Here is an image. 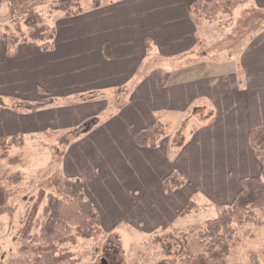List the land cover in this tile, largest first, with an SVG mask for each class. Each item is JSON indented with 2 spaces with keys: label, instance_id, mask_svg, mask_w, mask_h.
<instances>
[{
  "label": "crops",
  "instance_id": "0c3cea01",
  "mask_svg": "<svg viewBox=\"0 0 264 264\" xmlns=\"http://www.w3.org/2000/svg\"><path fill=\"white\" fill-rule=\"evenodd\" d=\"M195 1L102 3L63 17L51 51L20 43L9 57L0 46V97L53 99L36 111L3 108L0 137L85 126L66 166L68 176L83 177L103 223L125 216L166 227L190 200L231 203L241 181L261 172L249 134L264 126V29L248 33L238 51L211 54L226 43L199 33L206 24L191 19ZM253 7L264 9V0L242 8ZM6 12L0 0V27ZM158 119L167 131L159 145L137 146L134 134ZM173 170L187 183L167 194L162 180Z\"/></svg>",
  "mask_w": 264,
  "mask_h": 264
},
{
  "label": "trees",
  "instance_id": "16d2710c",
  "mask_svg": "<svg viewBox=\"0 0 264 264\" xmlns=\"http://www.w3.org/2000/svg\"><path fill=\"white\" fill-rule=\"evenodd\" d=\"M7 1L10 20L3 26V31L0 29V43L5 42L7 56H14L20 43L38 47L43 51L53 50L57 28L45 23L36 10V6L46 0ZM250 1L252 0H196L190 7V16L197 26H202L205 21L215 22L219 14L232 17L234 10ZM61 2V10L67 17L82 12L80 0ZM100 5L97 1L94 7L98 8ZM73 6L77 9H73ZM149 43L150 40L147 39V48H150ZM52 102V98L41 101L11 98L7 103L4 97H0V111L5 107L36 111ZM166 134L165 124L158 119L151 126L137 131L133 141L140 147L156 148ZM19 138L21 137L18 135L0 137V161L8 159L11 164L20 162L18 156L11 158L9 155L11 146L22 145L19 140L17 144ZM249 142L261 162V172L241 181V188L231 203L216 205L219 209L218 215L207 221L206 228L200 234L204 251L195 254L185 244L174 257L162 259L157 264H227L225 258L231 252V241L237 228L247 223H256V211L264 210V126L250 131ZM2 179L0 175V215L14 212L15 209L9 204L12 191L2 183ZM186 183L187 178L180 171L173 170L163 178L161 186L165 193L171 194ZM41 206L43 208L39 215ZM205 206L199 205L194 199L190 200L179 216H188ZM102 233L101 213L88 197L83 178L55 174L39 190L38 197L27 213L20 232L21 250L32 254V264H67L73 262V253L63 245L75 244L78 237L91 238Z\"/></svg>",
  "mask_w": 264,
  "mask_h": 264
},
{
  "label": "rangeland",
  "instance_id": "374dc122",
  "mask_svg": "<svg viewBox=\"0 0 264 264\" xmlns=\"http://www.w3.org/2000/svg\"><path fill=\"white\" fill-rule=\"evenodd\" d=\"M97 1L102 4L116 0H80L82 12L94 8ZM62 5L61 0H46L36 6V10L45 23L57 28V24L64 22L62 18L67 17L61 10ZM242 7L244 6L234 10L232 17L219 14L215 22L205 21L203 24H206V28H199L200 34H210L211 38H218L222 44L226 43L224 48L221 44H216L215 49H211V54L220 51L216 54L228 55L238 51L245 43L248 33L264 29V9ZM73 9H77L76 6ZM6 13L7 23L10 19L8 12ZM3 26L0 27L2 31ZM3 44L5 42L2 41L0 46H4ZM205 50L202 44L197 53ZM7 98L13 97H4V101L9 103ZM177 128L178 121L172 126V130ZM84 130L85 126H81L74 130L20 135L17 144L22 141V145L11 146L9 150L10 157L18 156L20 162L11 164L8 159L0 161L2 183L11 189L9 204L15 208L14 212L0 215V264L33 263L32 254L21 250L20 232L27 213L49 178L55 174L70 173L66 166L69 158L67 150ZM175 139L177 142L181 141V135ZM139 193L140 191L136 195ZM42 208L43 206L40 207L39 215ZM181 210L173 212L170 218L173 220L166 227L161 226L162 223L158 220L146 223L140 217L129 221L124 216L126 221L121 219L115 223L107 216L104 223L102 220V234L91 238L78 237L75 244L63 245L73 253V262L67 264H157L162 259L174 257L185 244L193 253L199 254L204 251L200 234L206 228L207 221L218 215L219 209L216 205H208L185 217L179 216ZM256 213V223H247L237 228L231 241V252L225 258L227 264H264V210H257Z\"/></svg>",
  "mask_w": 264,
  "mask_h": 264
}]
</instances>
